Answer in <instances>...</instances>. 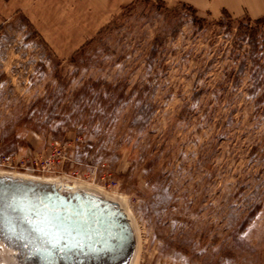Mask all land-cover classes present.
I'll return each mask as SVG.
<instances>
[{
  "label": "rangeland",
  "instance_id": "374dc122",
  "mask_svg": "<svg viewBox=\"0 0 264 264\" xmlns=\"http://www.w3.org/2000/svg\"><path fill=\"white\" fill-rule=\"evenodd\" d=\"M79 3L0 24V172L123 198L127 264H264V56L223 15ZM10 239L0 222V264H41Z\"/></svg>",
  "mask_w": 264,
  "mask_h": 264
},
{
  "label": "water",
  "instance_id": "95a60500",
  "mask_svg": "<svg viewBox=\"0 0 264 264\" xmlns=\"http://www.w3.org/2000/svg\"><path fill=\"white\" fill-rule=\"evenodd\" d=\"M0 222L10 241L41 264H127L134 245L131 225L116 207L53 185L0 178ZM55 235L59 242L53 246Z\"/></svg>",
  "mask_w": 264,
  "mask_h": 264
},
{
  "label": "crops",
  "instance_id": "0c3cea01",
  "mask_svg": "<svg viewBox=\"0 0 264 264\" xmlns=\"http://www.w3.org/2000/svg\"><path fill=\"white\" fill-rule=\"evenodd\" d=\"M79 1V11L87 12L89 16H97L99 0H75ZM106 1V0H105ZM187 4L195 8L199 13L209 16L221 17L223 12H228L235 18L248 16L258 19L264 16V0H163ZM42 3V0H0V24L12 17L17 12H22L33 19L34 9ZM104 3V2H102ZM168 3V2H167ZM77 4V3H76ZM101 4V3H100ZM83 6V7H82ZM81 7V8H80ZM89 18V17H87Z\"/></svg>",
  "mask_w": 264,
  "mask_h": 264
},
{
  "label": "trees",
  "instance_id": "16d2710c",
  "mask_svg": "<svg viewBox=\"0 0 264 264\" xmlns=\"http://www.w3.org/2000/svg\"><path fill=\"white\" fill-rule=\"evenodd\" d=\"M144 2L149 3L151 0H143ZM156 1V8L159 11H177L179 10L178 7H182L183 9H187L190 13H191V17L193 20V23H201L202 21L200 20V17L198 16V12L195 8H193L190 5L187 4H179V6H176L172 9L168 8V4L166 2H164L163 0H155ZM181 9V8H180ZM223 16L225 18H229L231 21H233L234 23H237V37L238 40L241 42H246L247 45L249 46V58L251 59V61H257L260 60L261 56H264V46H262L261 44V32L262 29L261 27L264 25V16L258 19H251L249 17H241V18H233L228 12H223ZM245 20H248V22H245ZM223 22V21H222ZM221 22V23H222ZM2 29V26H0V30ZM91 44L90 42H86L82 47L81 50L84 49V47H86V45ZM79 52V51H78ZM78 52H75L72 57H71V62L72 63H76L74 60V57L78 54ZM156 52L153 51L152 55H156ZM92 87L98 90V92H102V90L100 89L101 85H103L104 83H101L99 81H91L90 82ZM94 86V87H93ZM88 87V86H87ZM89 88V87H88ZM91 90L92 89H86V87H83L82 89H80L79 91H77V93L75 94V100H76V104L75 105H79L81 104V100H84V96L89 97L91 95ZM96 90V91H97ZM80 95H82V97H80ZM101 100H103V96H101V94H98ZM95 97H97L95 95ZM82 98V99H81ZM98 98V97H97ZM47 99H41L37 101V105L42 104L44 102H46ZM105 104H103V108L105 109Z\"/></svg>",
  "mask_w": 264,
  "mask_h": 264
},
{
  "label": "bare ground",
  "instance_id": "6f19581e",
  "mask_svg": "<svg viewBox=\"0 0 264 264\" xmlns=\"http://www.w3.org/2000/svg\"><path fill=\"white\" fill-rule=\"evenodd\" d=\"M0 178L5 179V180H11V181L34 182V183L42 184V185H53V186L61 189V191L64 193L87 194V195H91V196L100 198L102 200H105L108 203H110L111 205H113L114 207H116L117 210H119L123 214V216L126 218L127 222L131 225V228L133 230V235H134V228H133V224L131 221L130 212L126 207L125 201L121 197L111 196V195H108V194L102 192L99 189H94V188H90V187L83 186V185H78V184L72 185L71 184L70 187H64L62 184H60L61 182L59 183L58 181H54V180H50V179H41V178H30V177L19 175V174H7L4 172L3 173L0 172ZM5 252L8 253L9 251L6 250ZM11 260H13V259H11ZM15 262H16V260H15ZM18 262H19V264H26L25 260L18 261Z\"/></svg>",
  "mask_w": 264,
  "mask_h": 264
},
{
  "label": "snow or ice",
  "instance_id": "6c2138e0",
  "mask_svg": "<svg viewBox=\"0 0 264 264\" xmlns=\"http://www.w3.org/2000/svg\"><path fill=\"white\" fill-rule=\"evenodd\" d=\"M9 207H10L13 211H15V208H14L13 205H9ZM27 223H28V224H32L33 221L29 219V220H27ZM49 223L53 224L55 227H59V223H58L57 220L49 221ZM9 227H10V228H14V226H13L10 222H9ZM36 231H42V230L39 229V227L37 226ZM58 242H59V236H58V235H55V236L53 237L52 241H51V244H52L53 246H55Z\"/></svg>",
  "mask_w": 264,
  "mask_h": 264
},
{
  "label": "built area",
  "instance_id": "2783aa9c",
  "mask_svg": "<svg viewBox=\"0 0 264 264\" xmlns=\"http://www.w3.org/2000/svg\"><path fill=\"white\" fill-rule=\"evenodd\" d=\"M2 162H4L5 161V158H2V160H1Z\"/></svg>",
  "mask_w": 264,
  "mask_h": 264
}]
</instances>
